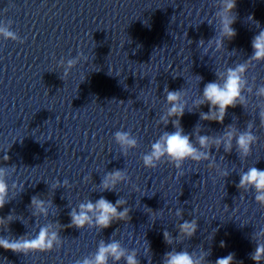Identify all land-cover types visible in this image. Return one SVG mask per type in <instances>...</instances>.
I'll list each match as a JSON object with an SVG mask.
<instances>
[{"label":"water","instance_id":"1","mask_svg":"<svg viewBox=\"0 0 264 264\" xmlns=\"http://www.w3.org/2000/svg\"><path fill=\"white\" fill-rule=\"evenodd\" d=\"M228 2L0 0V241L21 245L0 247V264H95L113 243L123 255L106 253V264L128 256L166 264L179 252L196 264L230 254L231 264H264L252 259L264 246V191L240 185L249 169L264 171V57L253 47L264 0H235L226 11ZM230 70L239 96L220 122L204 89L223 86ZM169 92L182 116L169 114ZM180 129L201 158L165 154L145 166L152 145ZM241 135L252 137L247 153ZM101 198L119 201L126 216L103 227L90 211L82 226L73 223L81 205ZM42 229L43 244L24 246Z\"/></svg>","mask_w":264,"mask_h":264},{"label":"clouds","instance_id":"2","mask_svg":"<svg viewBox=\"0 0 264 264\" xmlns=\"http://www.w3.org/2000/svg\"><path fill=\"white\" fill-rule=\"evenodd\" d=\"M235 7V0H229L226 4V11H231ZM224 33L230 38L235 35V32L230 27L231 21L225 17L224 19ZM2 31V30H0ZM6 35H11V33H5ZM253 47L256 50L255 56L257 58L264 57V31H262L254 40ZM70 64L72 62H69ZM204 96L210 102L212 106L219 107V116L213 117L214 120L222 122L223 114L226 111L227 107L235 106L234 101L239 96V77L236 71H229V75L227 80L225 81L223 86H220L216 83H209L206 85L204 89ZM178 93L169 92L167 95L168 101L172 104V108L170 110V115H183V108L178 107ZM205 119L208 117L205 116ZM230 135V134H229ZM117 141L122 145L134 146L135 141L129 139L126 133H117L116 134ZM252 139L250 135H241L238 140V144L241 149L247 153L249 142ZM161 141H157L152 145V152L149 155L144 157L145 166L154 167L155 161L159 160L163 155H168L174 161H181L185 158H192L195 160H199L202 154H199L197 150L190 144L189 137L187 135L182 134V129L177 130L170 134H165L164 137L161 138ZM200 144L205 146L208 142L207 137L200 138ZM120 173L116 172L114 174H110L104 180V187L108 189L110 185H114L116 180L120 179ZM245 184H252L256 187L258 191H264V171L259 170L256 167L249 169V171L241 177L240 185L244 186ZM6 185L2 181H0V207H3L4 204V196L6 194ZM258 200L264 201V195H260L257 197ZM37 206H40L42 202H36ZM119 201H117V205H113L109 201L104 198L99 199L96 204L89 202L87 205H81V212L79 215L73 214V223L77 226H82L85 221L89 219L87 212L97 211L99 215L96 218V221L99 225L103 227H108L110 221L115 218L123 219L127 210L124 212H117V206L119 205ZM181 230L186 232L188 235H191L195 231V225L184 223L181 225ZM45 230H41L40 236L37 240L33 241H25L24 246H36L38 244H43L45 239ZM165 238H167V233H165ZM223 246V242L222 245ZM0 247H3L5 250L15 251L21 247L19 243H9L8 241H0ZM106 253H111L115 259L119 260L123 255L122 252L119 251V245L113 243L107 247L101 246L96 259L95 264H106ZM261 256H264V246H257L255 254L252 256L254 261H259ZM233 257L232 255H228L225 258L218 259L216 264H231ZM128 264H136V260L133 256L127 257ZM85 264H90V262L85 261ZM166 264H196L193 261L192 257L187 252H179V253H168Z\"/></svg>","mask_w":264,"mask_h":264}]
</instances>
